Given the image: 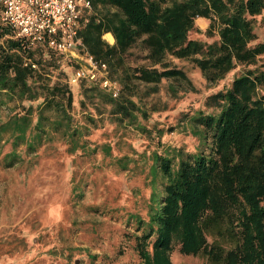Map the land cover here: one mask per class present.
<instances>
[{
  "label": "trees",
  "instance_id": "16d2710c",
  "mask_svg": "<svg viewBox=\"0 0 264 264\" xmlns=\"http://www.w3.org/2000/svg\"><path fill=\"white\" fill-rule=\"evenodd\" d=\"M90 1L79 51L107 64L105 76L121 84L116 96L104 75L72 81L77 59L31 45L0 20V169L32 163L59 141L71 157L72 184L77 156L95 161L101 151L102 164L141 168L147 177L146 212L127 215L138 264H172L175 242L210 264H264V0ZM197 18L208 21L205 30ZM139 39L148 63L128 64L126 53ZM169 55L222 84L192 113L180 110L189 147L169 142L174 126L163 125V109L145 100L165 78L191 82ZM129 128L135 140L125 138ZM82 188L72 185L74 197ZM13 235L19 247L36 241L24 228Z\"/></svg>",
  "mask_w": 264,
  "mask_h": 264
},
{
  "label": "rangeland",
  "instance_id": "374dc122",
  "mask_svg": "<svg viewBox=\"0 0 264 264\" xmlns=\"http://www.w3.org/2000/svg\"><path fill=\"white\" fill-rule=\"evenodd\" d=\"M197 23L201 30L208 27V21L203 18H197ZM258 33L259 38L264 39L263 27L258 28ZM202 35L193 34L194 37ZM147 51L145 43L139 39L127 51L126 61L132 65L146 64ZM167 61L183 68L191 82L165 78L159 83V90L145 100L163 109L159 117L163 125L174 126L168 135L169 142L189 147L190 129L183 125L180 110L190 109L192 113L211 90L222 84H210L191 60L169 55ZM234 75L235 70L226 82L230 83ZM111 124L105 120L106 127ZM130 129L125 137L128 141L135 140L137 135L136 130ZM99 130L104 132V127ZM124 149L132 152L126 146ZM95 156L92 157L95 161L77 156L72 184L69 182L72 167L68 164L71 157L59 141L44 148L32 163L0 169V252L8 253L6 256L0 253V264L140 263L132 236L135 227L127 223V215L133 211L146 212L147 177L141 168L123 170L102 164L101 151ZM75 183L83 184L80 197H74L72 192ZM124 199H127L125 207L120 202ZM21 228L36 236L33 245L32 242L27 247L16 244L13 234ZM171 258L172 264H210L203 254L182 253L177 242Z\"/></svg>",
  "mask_w": 264,
  "mask_h": 264
},
{
  "label": "built area",
  "instance_id": "2783aa9c",
  "mask_svg": "<svg viewBox=\"0 0 264 264\" xmlns=\"http://www.w3.org/2000/svg\"><path fill=\"white\" fill-rule=\"evenodd\" d=\"M92 6L90 0H0V20L11 25L15 35L25 37L31 45L51 46L77 59L80 67L72 81L83 77L96 78L107 64L88 52L79 51L82 40V17ZM104 86L114 95L121 89L119 82L105 76Z\"/></svg>",
  "mask_w": 264,
  "mask_h": 264
},
{
  "label": "bare ground",
  "instance_id": "6f19581e",
  "mask_svg": "<svg viewBox=\"0 0 264 264\" xmlns=\"http://www.w3.org/2000/svg\"><path fill=\"white\" fill-rule=\"evenodd\" d=\"M105 36L110 40V41H114V36L112 35V33L108 32L105 34Z\"/></svg>",
  "mask_w": 264,
  "mask_h": 264
}]
</instances>
